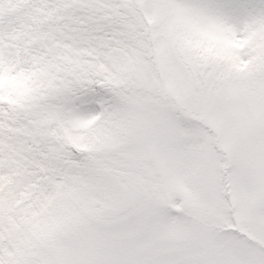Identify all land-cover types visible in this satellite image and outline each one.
Here are the masks:
<instances>
[{
	"label": "snow or ice",
	"instance_id": "1",
	"mask_svg": "<svg viewBox=\"0 0 264 264\" xmlns=\"http://www.w3.org/2000/svg\"><path fill=\"white\" fill-rule=\"evenodd\" d=\"M0 264H264V0H0Z\"/></svg>",
	"mask_w": 264,
	"mask_h": 264
}]
</instances>
